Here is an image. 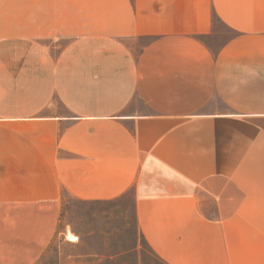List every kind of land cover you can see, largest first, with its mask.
I'll use <instances>...</instances> for the list:
<instances>
[{"label":"crops","instance_id":"crops-1","mask_svg":"<svg viewBox=\"0 0 264 264\" xmlns=\"http://www.w3.org/2000/svg\"><path fill=\"white\" fill-rule=\"evenodd\" d=\"M128 194L161 264H264V0H0V264Z\"/></svg>","mask_w":264,"mask_h":264},{"label":"rangeland","instance_id":"rangeland-1","mask_svg":"<svg viewBox=\"0 0 264 264\" xmlns=\"http://www.w3.org/2000/svg\"><path fill=\"white\" fill-rule=\"evenodd\" d=\"M57 52L55 50L54 54ZM64 209L68 213L66 221L71 230L82 236L83 244L79 247L57 244L53 248L55 258L46 264H60V255L65 258V255L82 252L104 256V261L99 264H161L150 255L136 234L131 195L105 206L83 205L67 199ZM115 255L119 256L107 259Z\"/></svg>","mask_w":264,"mask_h":264},{"label":"bare ground","instance_id":"bare-ground-1","mask_svg":"<svg viewBox=\"0 0 264 264\" xmlns=\"http://www.w3.org/2000/svg\"><path fill=\"white\" fill-rule=\"evenodd\" d=\"M66 239H67L69 242H76V241H77V238H76L74 235L70 234V233H67V234H66Z\"/></svg>","mask_w":264,"mask_h":264}]
</instances>
